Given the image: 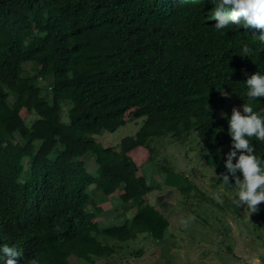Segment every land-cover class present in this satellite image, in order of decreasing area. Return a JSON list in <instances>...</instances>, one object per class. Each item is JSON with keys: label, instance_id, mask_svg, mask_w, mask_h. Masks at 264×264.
<instances>
[{"label": "trees", "instance_id": "16d2710c", "mask_svg": "<svg viewBox=\"0 0 264 264\" xmlns=\"http://www.w3.org/2000/svg\"><path fill=\"white\" fill-rule=\"evenodd\" d=\"M214 6V0H0V247L21 253L16 264L112 257L118 248L102 235L117 242L142 234L164 239L170 220L137 201L169 182L168 170L157 164L160 178L151 183L130 154L146 147L153 160L155 137L186 141L196 132L206 161L226 173L227 97L242 114L251 104L264 116V98L249 101L245 83L257 71L264 75V43L256 38L264 31L216 32L208 19ZM140 117L138 131L118 146L89 136ZM250 142L264 159V142ZM85 157L94 159L96 173ZM117 193L122 203L134 202L132 221L102 226V203ZM256 214L264 219V202ZM258 236L264 241V232ZM0 256L5 264L9 257Z\"/></svg>", "mask_w": 264, "mask_h": 264}, {"label": "rangeland", "instance_id": "374dc122", "mask_svg": "<svg viewBox=\"0 0 264 264\" xmlns=\"http://www.w3.org/2000/svg\"><path fill=\"white\" fill-rule=\"evenodd\" d=\"M27 66L31 68V64ZM227 102L231 111L233 107L239 109L233 105L232 97H227ZM23 114L26 116V111ZM62 119L68 121L67 106L62 111ZM143 122L144 117L129 119L115 131L89 136L103 146H118L124 137L135 134ZM153 146L156 152L151 161L146 147L130 154L140 165V173L151 183L160 178L158 174L154 176L157 164L168 170L164 176L170 181L160 182L158 188L137 201L138 206L155 205L170 220L165 238L155 240L150 234H142L137 240L117 242L102 235L99 239L116 246L117 252L94 262L74 259V264H264V241L258 236L264 232V219L256 213L249 215L244 211L245 206L239 208L234 203L235 186H224L216 177L219 174L206 161L208 151L204 150L197 133L193 132L186 141L170 135L155 137ZM224 148L227 153L231 150L229 145ZM233 161L236 162L235 158ZM85 163L89 171L97 172L92 157H85ZM118 194L102 203L97 218L102 226L131 223L136 211L134 202L122 203ZM96 196L98 201L99 193ZM124 211L126 214H118Z\"/></svg>", "mask_w": 264, "mask_h": 264}, {"label": "clouds", "instance_id": "9594fccd", "mask_svg": "<svg viewBox=\"0 0 264 264\" xmlns=\"http://www.w3.org/2000/svg\"><path fill=\"white\" fill-rule=\"evenodd\" d=\"M212 15L209 20H215L214 29L222 32L229 26L237 28L254 27L264 31V0H214ZM264 43V34L256 37ZM244 56L250 53L248 45L242 49ZM247 98L249 101L264 98V75L258 71L249 75L246 79ZM224 96H227L225 93ZM243 114L239 109L233 107L230 119H228V133L232 140L231 150L227 153L225 161L226 173L216 176L224 186H233L231 180L235 181L237 198L234 203L240 208L245 206L244 211L249 215L259 211V205L264 202V159L255 155V147L250 138L264 142V116L254 111L251 104H243ZM226 114L221 113V118ZM222 131V129H219ZM236 160L233 163V160ZM241 173L243 179L237 175ZM231 177V179H230ZM220 199V194H215ZM192 220L195 217H191ZM0 252L9 258L5 264H16L15 259L21 255L15 247L3 245ZM3 257L0 256V259ZM27 264H38L36 258L27 261Z\"/></svg>", "mask_w": 264, "mask_h": 264}]
</instances>
